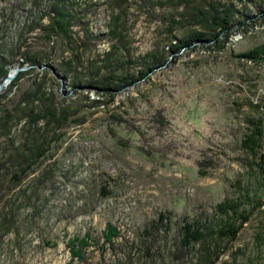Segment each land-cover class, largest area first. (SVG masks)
I'll return each mask as SVG.
<instances>
[{"label":"rangeland","instance_id":"374dc122","mask_svg":"<svg viewBox=\"0 0 264 264\" xmlns=\"http://www.w3.org/2000/svg\"><path fill=\"white\" fill-rule=\"evenodd\" d=\"M40 1L35 8L33 0H0V57L9 61L10 72L24 52H49L39 33L20 40L27 18L38 16L49 2ZM73 1L80 9L104 3ZM226 1L249 15L259 13L245 0ZM159 13L129 15L141 50L166 39L154 23ZM89 15L90 32L105 33L110 10L98 6ZM259 17L222 49L196 44L171 55L146 81L118 94L83 127L67 132L45 163L53 177L37 187L30 177L21 187L28 188L25 198L19 200L18 188L6 192L8 179L0 172L3 200L17 197L21 205L16 229L0 243V264H194L198 246L190 251L179 247L182 220L213 222L216 205L238 196L237 182L243 191L252 192L255 185L240 141L244 119L252 115L246 101L264 100V63L247 64L234 56L264 44V17ZM74 31L81 37V28ZM108 49L101 43L84 53L93 58ZM61 56L56 51L49 64L56 65ZM238 76L245 80L242 91ZM51 77L49 83L63 98L78 100L69 87L71 78L54 70ZM81 94L96 97L93 91ZM20 135L19 126L12 136L15 145ZM6 147L0 138V160L11 152ZM258 197L264 202L261 192ZM109 227L117 236L106 244ZM87 237L84 260H72L69 240ZM216 264H264V203Z\"/></svg>","mask_w":264,"mask_h":264},{"label":"trees","instance_id":"16d2710c","mask_svg":"<svg viewBox=\"0 0 264 264\" xmlns=\"http://www.w3.org/2000/svg\"><path fill=\"white\" fill-rule=\"evenodd\" d=\"M239 1L244 4V0ZM245 1L254 4L258 15L238 11L226 0H104L100 5L90 3L85 9L78 8L73 0H49L38 16L27 18V24L20 33L23 41L30 34L39 33L49 52L26 51L21 54V61L16 59V64L18 68L28 67L29 70L19 72L0 93V138L9 145L5 150H11L0 160V172L8 179L6 192L9 194L18 188L20 200L28 192V188L21 187L30 177L29 181L36 187L52 178V171L47 168L49 164L45 163L54 158L67 132L83 127L100 108L113 104L118 94L146 81L155 70L164 66L168 57L179 51H188L196 44L222 49L236 32L251 26L257 17H264V0ZM40 4V0H33L35 8ZM98 6H106L111 17L106 32L94 35L88 28L89 12L97 10ZM157 10L160 13L154 23L160 25L166 39L150 49L141 50L135 46L138 42L131 34L129 15L140 17ZM75 28H81V37ZM178 32L182 33L181 37ZM101 43L109 45L108 51L89 60V53L84 52ZM56 51L62 56L56 60V65H50V57ZM234 57L247 64L264 63V44ZM43 67L45 69L38 71ZM10 69L9 61L0 57V84ZM53 70L68 80L72 74L69 87L78 100L63 98L54 90L49 83L54 80L51 77ZM238 78V87L242 91L245 80L244 77ZM25 81L28 84H21ZM14 89L16 95H12ZM82 90L93 91L96 97L91 99L82 95ZM103 97H107V102H103ZM246 105L252 115L244 119L246 130L240 141V150L247 159V171L254 178L255 185L252 192L250 189L243 191L237 182L238 196L224 199L216 205L213 222L201 224L186 218L182 220L178 231L179 247L190 251L198 246L194 264H216L228 252L243 225L264 203L258 197L259 192L264 195V100L253 104L249 99ZM240 108L237 105V109ZM19 126L21 139L15 145L12 136ZM2 185L0 182V192ZM3 198L0 195V243L4 236L16 229V218L21 208L17 197L13 201H4ZM116 236L113 229L105 234L104 242L111 244ZM87 239L69 240L72 260H84Z\"/></svg>","mask_w":264,"mask_h":264},{"label":"water","instance_id":"95a60500","mask_svg":"<svg viewBox=\"0 0 264 264\" xmlns=\"http://www.w3.org/2000/svg\"><path fill=\"white\" fill-rule=\"evenodd\" d=\"M27 69L29 68L21 67V68H16L14 71L10 72L0 84V93H2L6 89V87H8L11 84V82L16 78L19 72L25 71Z\"/></svg>","mask_w":264,"mask_h":264}]
</instances>
